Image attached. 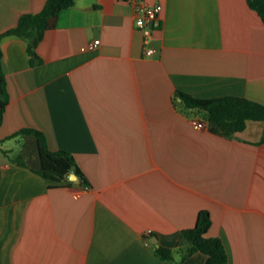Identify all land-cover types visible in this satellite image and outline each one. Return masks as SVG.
<instances>
[{"label": "crops", "instance_id": "obj_1", "mask_svg": "<svg viewBox=\"0 0 264 264\" xmlns=\"http://www.w3.org/2000/svg\"><path fill=\"white\" fill-rule=\"evenodd\" d=\"M44 2L0 0V34ZM150 2L162 6L150 57L119 0H74L38 43L40 64L30 65L23 39L0 40L9 96L0 125V264H176L180 233L200 210L228 264H264V122L221 137L196 129L192 120L206 113L175 97L264 105V24L246 0ZM22 128L70 152L88 184L48 188L8 159L14 148L4 141ZM156 247L172 249L173 259H160ZM205 261L196 252L182 264Z\"/></svg>", "mask_w": 264, "mask_h": 264}, {"label": "trees", "instance_id": "obj_2", "mask_svg": "<svg viewBox=\"0 0 264 264\" xmlns=\"http://www.w3.org/2000/svg\"><path fill=\"white\" fill-rule=\"evenodd\" d=\"M248 7L255 11L264 24V0H246ZM74 0H45L42 9L35 14L22 15L16 26L0 34L17 36L26 43V53L30 57V65L41 63L36 54V47L44 33L55 26L60 12L73 6ZM2 52L0 49V125L3 113L9 103L6 80L1 68ZM175 97L190 109L202 110L206 113L207 128L213 134L231 138L235 133L245 129L248 121L264 122V105L256 101L236 96L220 98H195L176 91ZM18 137L21 145L11 161L40 176L48 188L69 186L73 183L70 174H75L83 184L87 179L78 167L74 156L66 150H51L43 132L33 128H22L8 138ZM211 225L210 214L200 210L195 225L181 231L176 249L181 256L176 264L196 252L206 256L204 264H228V257L222 241L206 234ZM183 246L185 248H183ZM155 254L162 260H172L173 250L156 247Z\"/></svg>", "mask_w": 264, "mask_h": 264}, {"label": "built area", "instance_id": "obj_3", "mask_svg": "<svg viewBox=\"0 0 264 264\" xmlns=\"http://www.w3.org/2000/svg\"><path fill=\"white\" fill-rule=\"evenodd\" d=\"M131 7L134 15V25L142 35L143 53L150 57L154 49L150 45L153 32L160 27L162 6L159 3H151L150 0H119ZM99 44V40H94L88 45L89 49H94ZM192 125L196 129H207V122L194 119ZM150 231L146 232L149 236ZM148 240V237L146 238Z\"/></svg>", "mask_w": 264, "mask_h": 264}, {"label": "rangeland", "instance_id": "obj_4", "mask_svg": "<svg viewBox=\"0 0 264 264\" xmlns=\"http://www.w3.org/2000/svg\"><path fill=\"white\" fill-rule=\"evenodd\" d=\"M16 140H5L4 141V144H3V147L2 148H4V147H8V146H10V148H14V151L16 150V149H20V145H21V142H20V139L19 138H15ZM17 139H19V140H17ZM2 143L3 142H1L0 143V148H1V145H2ZM14 151H12L11 153H9L7 156H8V159L9 158H13L14 156H15V152Z\"/></svg>", "mask_w": 264, "mask_h": 264}, {"label": "water", "instance_id": "obj_5", "mask_svg": "<svg viewBox=\"0 0 264 264\" xmlns=\"http://www.w3.org/2000/svg\"><path fill=\"white\" fill-rule=\"evenodd\" d=\"M69 179H70L71 181L76 182L78 178H77V176H76L75 174L72 173V174L69 175Z\"/></svg>", "mask_w": 264, "mask_h": 264}]
</instances>
